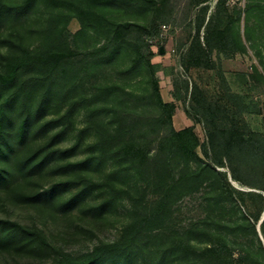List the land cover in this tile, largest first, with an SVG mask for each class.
Wrapping results in <instances>:
<instances>
[{
  "label": "trees",
  "instance_id": "trees-1",
  "mask_svg": "<svg viewBox=\"0 0 264 264\" xmlns=\"http://www.w3.org/2000/svg\"><path fill=\"white\" fill-rule=\"evenodd\" d=\"M156 4L157 0H23L13 6L0 0V20L6 14H14L17 19L18 14L51 9L53 14L76 15L81 22L78 33L88 35L91 29L94 38L91 47L81 52L83 59L74 63L71 55L75 52L65 39L54 40L57 29L50 25L36 48L9 55L0 70V188L15 193L16 204L47 209L52 219L48 231L30 230L17 219H0V248L33 251V240L39 247L48 246L53 228L69 233L65 216L84 204H88L87 224L96 232L107 214L126 201L129 218L116 238L99 240L79 255L62 252L51 264H264V244L256 234L255 222L244 213L236 220L237 228L252 232L263 257L253 256L248 250L233 255L230 232L212 207L223 205L228 182L197 153L199 138L193 125L181 129L173 126L175 104L162 98L152 62L163 47L155 50L149 42L131 47L129 69L142 67L147 71L148 92H134L118 83L95 86L93 92L73 103L85 108V124L77 129L70 145L60 144L73 125V120L72 125L64 124L71 121L73 105L64 111L60 105L78 87L77 77L88 67L109 63L128 44L126 35L133 24L105 19L103 12L116 5L154 12ZM246 9L243 34L217 29L215 46L245 50L247 42L253 46L264 39V0H249ZM152 28L149 35L155 26ZM100 36L104 39L101 44ZM195 42L196 49L204 53L198 36ZM204 45L211 46L207 32ZM24 69L26 78L21 79ZM16 104L21 111L26 108V113L18 118L13 139ZM45 170L69 176L42 190L18 192L23 182ZM202 188L207 190L205 216L190 222L184 230L164 233L163 222L172 205Z\"/></svg>",
  "mask_w": 264,
  "mask_h": 264
},
{
  "label": "rangeland",
  "instance_id": "rangeland-1",
  "mask_svg": "<svg viewBox=\"0 0 264 264\" xmlns=\"http://www.w3.org/2000/svg\"><path fill=\"white\" fill-rule=\"evenodd\" d=\"M2 1L16 6L23 0ZM248 1L157 0L154 12L134 11L126 5L109 7L103 12L105 19L133 24L126 35V50L122 46L123 49L109 63L88 67L80 73L75 83L78 87L71 91L60 109L64 111L80 96L89 95L95 86L106 83H118L138 93L148 92L149 74L142 67L129 69V53L132 46H143L145 42L152 44L155 50L163 47L152 62L162 98L175 104L173 126L181 129L193 125L199 138L197 153L228 182V193L222 201L223 205L220 203L212 207L230 232L233 255L237 257L239 252L248 250L253 256L262 258L255 236L250 230H239L237 221L240 214L244 213L250 221L255 222L256 234L261 236L264 244V218L260 221L264 213V39L253 46L247 42L245 50L215 46V43L218 44L215 34L217 29L227 28L230 34L237 31L243 34ZM50 13L51 9L45 12L40 9L38 14H18L17 19L14 14H6L0 20V70L4 69L9 55L26 53V49L36 48L43 31L50 25L57 29L54 40L65 39L70 50L75 52V55H71L72 61L76 63L77 59H83L81 52L94 42L93 30L90 29L88 35L78 33L81 22L76 15ZM250 14L260 13L251 11ZM52 19L53 22H50ZM153 26L155 28L149 35L147 32ZM206 32L209 33V47L204 45ZM197 36L205 48L204 53L196 49ZM100 37L101 44L104 39ZM233 46L237 47V44ZM78 51L80 54H76ZM20 78H26V69L21 71ZM17 107L16 104L12 114L13 139L18 118L26 113V108L21 111ZM71 112V121H65L64 124L72 125L73 120V125L60 140L63 146L70 145L77 129L85 124L83 105H73ZM207 131L212 132L213 136H208ZM91 138L87 136V140ZM1 161L3 159L0 157ZM105 169L103 166L102 170ZM68 176L45 170L28 183L23 182L18 192L42 190L51 182ZM7 192L10 191L0 188V219H17L20 225L30 230L52 229V219L47 209L26 203L16 204L13 202L15 193ZM206 192L202 188L179 198L163 222V232L168 234L184 230L190 222L204 217L208 210ZM128 208L126 201L118 204L116 209L107 214V219L96 232L90 229L85 218L88 204L74 208L64 220L70 228L69 233L53 228L48 236V246L39 247L37 241L33 240V251L0 248V264H51L62 252L79 255L90 250L99 240L116 238L129 218Z\"/></svg>",
  "mask_w": 264,
  "mask_h": 264
},
{
  "label": "water",
  "instance_id": "water-1",
  "mask_svg": "<svg viewBox=\"0 0 264 264\" xmlns=\"http://www.w3.org/2000/svg\"><path fill=\"white\" fill-rule=\"evenodd\" d=\"M264 218V213H263V215L261 216V219H260V221L262 220ZM259 221V222H260ZM260 236V235H259ZM260 239H261V236H260Z\"/></svg>",
  "mask_w": 264,
  "mask_h": 264
}]
</instances>
